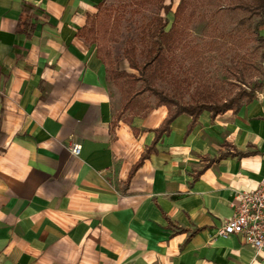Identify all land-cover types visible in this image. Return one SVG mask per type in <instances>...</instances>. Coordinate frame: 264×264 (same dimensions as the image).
I'll return each mask as SVG.
<instances>
[{"label": "crops", "instance_id": "obj_1", "mask_svg": "<svg viewBox=\"0 0 264 264\" xmlns=\"http://www.w3.org/2000/svg\"><path fill=\"white\" fill-rule=\"evenodd\" d=\"M103 1L0 0V264H264L215 234L264 178V88L158 134L79 35Z\"/></svg>", "mask_w": 264, "mask_h": 264}, {"label": "rangeland", "instance_id": "obj_2", "mask_svg": "<svg viewBox=\"0 0 264 264\" xmlns=\"http://www.w3.org/2000/svg\"><path fill=\"white\" fill-rule=\"evenodd\" d=\"M180 0H104L97 14L93 18L96 30V40L101 47L102 56L108 53L114 67L125 69L130 74L138 76L137 71L128 69L124 60V51L128 42H133L136 48V59L139 64L144 60L143 43L140 41L141 29L155 16L166 20V29L171 27L173 12ZM245 0H189L181 22H179L177 45L174 53L169 58L171 65L169 73L173 79L183 80L189 76L194 79L195 69L191 70V61L186 55L188 49L197 48L202 52L200 60L203 65L199 69L203 79L211 83H224L225 91L234 94L238 89L234 82L237 69L247 66L255 61H260V51L252 52L255 44L251 41V30L257 18L250 16L234 7L238 2ZM170 6V12L164 13L161 6ZM193 13L192 15H190ZM200 52V53H201ZM155 80L154 86L169 94L174 93L172 80ZM247 81L262 79L257 70L245 72ZM123 82H126L123 81ZM119 92L118 87L110 82ZM128 84V83H127ZM141 82L134 85L136 92ZM184 86V85H183ZM195 85L192 84L184 92L185 102H191ZM121 97V94H120ZM143 104H155L156 99L148 92L137 97Z\"/></svg>", "mask_w": 264, "mask_h": 264}, {"label": "trees", "instance_id": "obj_3", "mask_svg": "<svg viewBox=\"0 0 264 264\" xmlns=\"http://www.w3.org/2000/svg\"><path fill=\"white\" fill-rule=\"evenodd\" d=\"M153 2V0H147ZM103 3V2H102ZM100 3L96 7V12L87 18L86 25L80 30L79 35L85 39L86 42L95 45L96 55L98 59L104 64L108 80L114 83L121 94V109L123 111H134L146 109L145 104L137 97L144 92H148L156 99V106H165L169 113L163 125L158 129V134L166 132L169 124L175 117L181 114H187L194 121L203 111L209 112L210 117L214 118L219 114L231 111L233 114L237 113L243 104H247L255 96L256 91L264 88V78L246 80L245 72L251 69L257 70L260 75L263 74L264 62V36L259 33V28L264 26V0H245L238 2L234 7L248 13L257 20L252 26L251 35L252 42L255 44L252 52L260 51V61L258 65L255 61L248 63L247 66L237 69L238 73L235 75L234 82H227L228 85L237 86V91L234 94H228L225 91L224 83H211L203 79L199 69L203 63L200 60L203 55L197 48H190L186 52L191 63V70H196L192 77L193 80L186 76L183 80L173 79L170 76L169 68L171 65V56L177 45V34L179 22H181L182 15L189 5V0H180L178 6L173 12V22L169 29H166L167 22L160 16L152 18L141 30L140 41L143 43L144 60L141 64L136 59V48L133 42H128L124 51V60L128 65V69L137 71L138 76L130 74L125 69L121 70L114 67L109 58V54L102 56L101 47L97 44L96 30L93 18L97 14ZM164 13L170 12V6H161ZM191 13L190 15H192ZM201 52V53H200ZM167 76L172 80L174 93L169 94L161 89L155 88V80H167ZM126 82H123L125 81ZM141 82L140 88L135 92L134 85ZM128 83V84H127ZM195 85L194 94L189 98L191 102H185L184 92L188 91L191 85ZM184 85V86H183ZM149 150L142 154L140 160L134 166V170L140 166L142 161L148 156Z\"/></svg>", "mask_w": 264, "mask_h": 264}, {"label": "built area", "instance_id": "obj_4", "mask_svg": "<svg viewBox=\"0 0 264 264\" xmlns=\"http://www.w3.org/2000/svg\"><path fill=\"white\" fill-rule=\"evenodd\" d=\"M68 149L72 155L80 152L78 145ZM233 209V215L216 229V236H239L255 254L264 251V178L255 189L238 192Z\"/></svg>", "mask_w": 264, "mask_h": 264}]
</instances>
